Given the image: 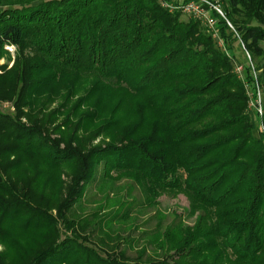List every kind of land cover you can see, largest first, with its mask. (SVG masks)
<instances>
[{"label":"trees","instance_id":"trees-1","mask_svg":"<svg viewBox=\"0 0 264 264\" xmlns=\"http://www.w3.org/2000/svg\"><path fill=\"white\" fill-rule=\"evenodd\" d=\"M180 6L179 0H0V58L10 57L7 47L17 50L0 89L3 98L17 95L20 113L68 75L93 80L82 102L105 100L88 126L111 106L103 130L129 141L99 153L105 171L134 175L154 196L184 193L203 212L174 255L135 264H264V133L245 111L243 80L233 71L243 60L229 57L199 20H183ZM220 7L236 31L212 12L225 49L232 52L239 37L264 84V0H221ZM245 73L251 80L249 66ZM19 113L0 111V157L22 153V164V156L37 155L50 168L75 158L40 141ZM7 168L0 164V243L41 247L32 264H130L120 253V259L100 255L77 236L50 245L58 221L3 181ZM59 219L75 234L61 211Z\"/></svg>","mask_w":264,"mask_h":264},{"label":"rangeland","instance_id":"rangeland-1","mask_svg":"<svg viewBox=\"0 0 264 264\" xmlns=\"http://www.w3.org/2000/svg\"><path fill=\"white\" fill-rule=\"evenodd\" d=\"M197 1L189 0L185 3L179 0L183 7L191 2L198 5ZM205 1L206 3L199 4L197 12L191 8L189 13L180 6L183 11L182 19L199 20L201 27L217 40L218 46L226 51L229 57L237 55L238 59L243 60V65H235L233 71L243 80L248 98L245 111L256 130H262L264 133V84L260 77L262 72L257 70V62L244 48V44H240L239 37L232 52L227 47L225 49L217 28L218 20L212 16L213 11L219 14L215 7L221 10L223 16L219 15L228 25L231 23L220 7L221 0ZM162 5L166 6L164 3ZM202 10L208 13L209 18L215 20L214 27L201 16ZM230 25L231 30L236 33L235 28ZM6 49L10 52V57L0 58V76L12 69L17 59L15 47ZM237 66L243 67L241 73L237 71ZM245 66L250 67L251 80L246 78ZM74 78V75L62 78L55 87L57 90L22 105L20 113L15 103L17 95L8 94L3 98L6 91L0 89L2 113L10 116L19 113L20 123L35 127L40 141H49L54 148L57 147L58 151L65 154L66 150L75 153L74 159L55 168L47 166L37 155L28 158L22 156V164L18 161L22 153L1 155L0 164L3 168H7V164L13 165L3 172V181L7 182L8 186L20 190V196L25 203L29 202L30 206H35L58 221L59 234L57 239L54 235L50 237V245L77 236L81 243L100 255L115 257L120 253L124 255L121 261L130 264L137 263L138 259L145 263L174 255L183 235L186 231L195 230L203 212L195 209L184 193L161 192L154 196L134 175L105 171L104 162L100 160L99 155L105 150L124 147L129 141L122 139L121 132L108 133L103 130L104 124L110 120L113 108L111 106L100 120L88 126L90 114L95 113L96 108L100 106L99 101L105 99L93 96L86 100L90 101L89 105H85L83 98L87 99L94 81L88 83L84 79H78L75 82ZM259 102L262 104V114L256 107ZM239 130L240 128L231 129L228 133H236ZM83 165L87 167L85 176ZM74 189H78L79 194L78 191L73 194ZM60 211L68 223L77 226L75 234L72 227L70 230L66 229L59 219ZM29 242L20 240L19 248H8L0 243V264H32V260L42 248L36 246L32 249ZM118 257L121 258L120 255ZM213 257L214 254H210V260H213Z\"/></svg>","mask_w":264,"mask_h":264},{"label":"built area","instance_id":"built-area-1","mask_svg":"<svg viewBox=\"0 0 264 264\" xmlns=\"http://www.w3.org/2000/svg\"><path fill=\"white\" fill-rule=\"evenodd\" d=\"M193 2H195V1H193ZM193 2H191L190 4H188V5H185V7H183L182 6V8L185 10V11H189V13L191 12V8L195 11V12H197V10L199 9V4L200 5H202V3H206V1L205 0H198L197 1V3H198V5H194V3ZM208 3V2H207ZM196 6V7H195ZM215 9H216V11H218L219 12V14H221L222 16H223V13L221 12V10L218 8V7H215ZM200 12V11H199ZM208 13L207 12H205V11H201V16L202 17H205L206 18V20H207V23L211 26V27H214L215 26V20L213 19V18H209L208 16ZM230 25V24H229ZM231 26V25H230ZM248 56V58L250 59V56H249V54L247 55ZM237 71L239 72V73H241L242 71H243V67L242 66H237ZM259 106V107H258ZM256 107H257V109H259V112L262 114V104L259 102L258 104H256Z\"/></svg>","mask_w":264,"mask_h":264}]
</instances>
